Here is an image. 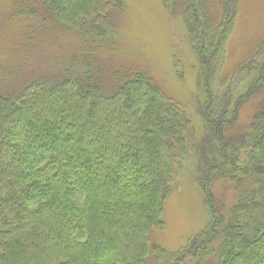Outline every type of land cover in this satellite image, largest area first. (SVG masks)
<instances>
[{
	"label": "trees",
	"instance_id": "obj_1",
	"mask_svg": "<svg viewBox=\"0 0 264 264\" xmlns=\"http://www.w3.org/2000/svg\"><path fill=\"white\" fill-rule=\"evenodd\" d=\"M207 4L188 0L183 17L200 86L198 130L144 70H109L101 82L97 55L117 49L122 0H13L10 14L0 12V28L40 14L82 45L59 71L0 91V264H149L150 256L264 264V100L237 127L241 106L264 90V57L220 78L223 20L236 4ZM190 154L212 217L169 253L152 233ZM224 179L235 193L226 212L213 193Z\"/></svg>",
	"mask_w": 264,
	"mask_h": 264
},
{
	"label": "rangeland",
	"instance_id": "obj_2",
	"mask_svg": "<svg viewBox=\"0 0 264 264\" xmlns=\"http://www.w3.org/2000/svg\"><path fill=\"white\" fill-rule=\"evenodd\" d=\"M122 1L124 10L117 16V49L110 47L97 53L99 70L104 72L101 82L108 84L109 70L133 66L132 70H144L170 97L182 104L198 130L201 116L195 98L201 99V94L196 56L183 22L188 0ZM12 2L0 0V12L10 14ZM207 3L209 11L217 10L215 0H207ZM235 4L234 12L231 16L226 14L223 20V26L228 25V29L220 78L228 77L240 65L250 68L260 54L264 57V0H235ZM81 49L77 36L60 24L43 22L40 14L33 18L14 17L0 28V91L18 90L45 72L59 71L61 65L81 54ZM51 66L53 71H50ZM212 85L217 89L220 83L214 81ZM262 100L264 90L241 106L237 127L249 124ZM196 172V160L190 154L177 172L175 185L170 186L166 195L162 224L153 229L152 243L169 253L187 246L211 221L210 206L202 187L197 184ZM213 188L222 210L228 211L235 200L232 183L225 179L215 181ZM149 264L168 262L150 256ZM183 264L194 263L190 259ZM198 264H216V260L212 257Z\"/></svg>",
	"mask_w": 264,
	"mask_h": 264
}]
</instances>
